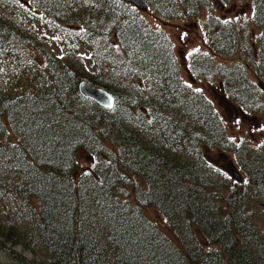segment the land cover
I'll use <instances>...</instances> for the list:
<instances>
[{
    "label": "trees",
    "instance_id": "16d2710c",
    "mask_svg": "<svg viewBox=\"0 0 264 264\" xmlns=\"http://www.w3.org/2000/svg\"><path fill=\"white\" fill-rule=\"evenodd\" d=\"M142 2L0 0V251L19 264H264V0ZM18 209L42 263L12 250L33 252Z\"/></svg>",
    "mask_w": 264,
    "mask_h": 264
},
{
    "label": "rangeland",
    "instance_id": "374dc122",
    "mask_svg": "<svg viewBox=\"0 0 264 264\" xmlns=\"http://www.w3.org/2000/svg\"><path fill=\"white\" fill-rule=\"evenodd\" d=\"M24 7H27V6H24ZM15 9H18V6H16ZM8 11L9 10H7L5 8V9H2V11H0V12L4 13V12H8ZM29 11H31V10L29 9ZM144 15H145V18L148 21H150L151 24H155L154 26L157 25V23H154L152 21L153 20L152 17L147 12H144ZM164 29L166 30L167 35H169L170 38H172V42H173V46L175 48V51L179 55L187 54V52L190 48L189 45H191V40L194 39V36L197 35V32L191 31V32H187L186 34H184L185 33V25L180 24V23H174L172 25H167V26H165ZM53 44H54V46H51V49L53 51H55L56 53H59L58 46L55 43H53ZM195 45H197V43H195ZM88 62L90 63V61H88ZM181 69H182L181 74H182L184 80L186 81V83L193 85L192 80L189 79L188 73L186 72V67L181 64ZM114 70H117V71L122 70L123 72H125L122 67H118V66L115 67ZM90 73L94 76L99 75V74H97V72L94 69H90L89 74ZM123 79L124 80H130L131 79L130 81L134 86H139L140 88H142V87L147 88L146 84L144 86V82L142 81V79H140L138 77L134 78L132 73H128L126 77H123ZM194 85H196V83H194ZM197 85L201 86V84H197ZM133 127H135V125L132 124L131 128H128V129H132ZM108 146L110 147V149L112 151H115V147H113L109 144H108ZM80 159L82 162H84V164H87L83 158H80ZM120 184H123V182H120ZM125 186H128V185H125ZM121 195L124 196L125 193L121 192ZM131 199H132V197H131ZM3 204L4 203L0 201V210H1V208H3ZM32 205L35 209H36V206H38V204L35 200L32 202ZM20 212L21 211L18 209L15 212V214L3 213V220L7 221V222L8 221L13 222V224L16 225L20 230L25 231L27 235H32L34 237V242L32 241L33 242V244H32L33 252H30L29 250L24 249L22 246H16L12 250L18 254L23 255L28 260H32L35 262L42 263L46 260L47 253L44 249L43 243L40 242L38 234H35V232H33L32 223H33V219H34L35 210L33 211L32 215L29 213H24L23 211L21 213ZM258 212H260L259 209H257V213ZM146 214H147L148 218H150L151 220H156L160 223H164L162 221V218H160L157 215V213L154 211V209H148ZM29 216H31V218ZM254 221L257 224V226L260 228V230H264V214L259 215V216L258 215L254 216ZM0 264H19V263L16 262L15 260L11 259L5 253L0 251Z\"/></svg>",
    "mask_w": 264,
    "mask_h": 264
},
{
    "label": "water",
    "instance_id": "95a60500",
    "mask_svg": "<svg viewBox=\"0 0 264 264\" xmlns=\"http://www.w3.org/2000/svg\"><path fill=\"white\" fill-rule=\"evenodd\" d=\"M119 1L131 4L142 11L146 10V5L142 2V0H119ZM78 91L83 98L96 102L104 109L110 110L115 105L114 97L109 92H107L102 88L94 87L88 82L79 83ZM224 169L232 179L238 182L241 181L242 177L240 176V173L235 167L225 166Z\"/></svg>",
    "mask_w": 264,
    "mask_h": 264
},
{
    "label": "bare ground",
    "instance_id": "6f19581e",
    "mask_svg": "<svg viewBox=\"0 0 264 264\" xmlns=\"http://www.w3.org/2000/svg\"><path fill=\"white\" fill-rule=\"evenodd\" d=\"M135 7V6H134ZM82 82H87V81H82ZM114 97V96H113ZM114 101H115V103H116V99H115V97H114ZM94 102V101H93ZM94 103H96V102H94ZM97 104V103H96ZM98 105V104H97ZM98 106H100V105H98ZM115 106V105H114ZM101 107V106H100ZM103 108V107H102ZM114 108V107H113ZM112 108V109H113ZM104 109V108H103Z\"/></svg>",
    "mask_w": 264,
    "mask_h": 264
}]
</instances>
